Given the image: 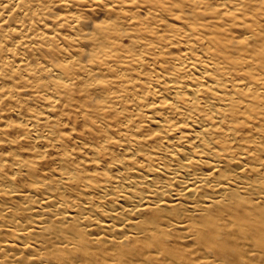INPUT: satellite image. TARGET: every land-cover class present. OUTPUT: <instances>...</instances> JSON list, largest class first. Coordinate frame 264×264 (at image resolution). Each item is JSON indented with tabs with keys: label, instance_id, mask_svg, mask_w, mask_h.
Instances as JSON below:
<instances>
[{
	"label": "bare ground",
	"instance_id": "obj_1",
	"mask_svg": "<svg viewBox=\"0 0 264 264\" xmlns=\"http://www.w3.org/2000/svg\"><path fill=\"white\" fill-rule=\"evenodd\" d=\"M210 1L107 0L176 24L122 59L108 20L69 35L101 37L90 58L106 51L96 61L132 66L100 102H70L92 73L76 58L22 52L13 64L18 49L0 44V264H264V0ZM27 2L1 0L0 25L21 9L18 41L38 45ZM42 74L58 81L51 90ZM8 75L32 88L38 109Z\"/></svg>",
	"mask_w": 264,
	"mask_h": 264
},
{
	"label": "rangeland",
	"instance_id": "obj_2",
	"mask_svg": "<svg viewBox=\"0 0 264 264\" xmlns=\"http://www.w3.org/2000/svg\"><path fill=\"white\" fill-rule=\"evenodd\" d=\"M1 1V0H0ZM212 1V0H211ZM210 1V6L215 7L216 3L214 1ZM234 1V0H233ZM232 1V2H233ZM258 1V0H256ZM77 3L71 4L69 7H62L57 3V0H28V4L30 3V8L27 9L25 20L28 25H30L29 31H34L39 33L35 39L39 43L38 45L35 43L32 46H28L27 44L19 43V36L21 35V31L19 32L16 28L18 27V23L20 22L19 18L22 15L21 9H13L11 12V17L4 22V24L0 25V44L5 47H16L19 51L18 54L15 55L13 59V64L15 63V59L21 57L23 52V56L26 55L27 59H35L36 61L42 60V53L52 55V58L65 62L69 58H76L81 64L86 67L91 68V76L88 79H82L81 77L75 82L74 88L71 90V93L74 92L75 89H79L74 93L73 97H71L70 102L74 104L79 102L78 99H88L93 102L101 101L103 94V90L111 91L117 88V85L114 81L116 79V73L120 67H127L128 64L121 63L120 59L124 58L125 54L129 52H140L142 51L141 41L148 39L150 37L154 38L155 34H161L165 31L163 30V24L165 28L170 27L171 25L176 24L173 16L166 15L161 19L160 17L154 16L151 17L145 8L134 7L128 4H124L123 6H117L114 8H110L106 5L107 0H99L98 2L92 3V7H88L87 3L92 2L89 0H79ZM35 3V4H34ZM40 3V4H38ZM37 6V7H36ZM36 7V8H35ZM35 8V9H34ZM37 9V10H36ZM123 11L124 17H119L117 15V10ZM240 11V10H238ZM70 12L79 15L81 22L75 23L73 27L70 26L68 22H64L65 24H59V18L63 13ZM4 10L0 9V19L4 17ZM130 18V19H129ZM104 20H108L114 24L115 32L110 38V44L116 48L117 53L120 55V59L109 61L108 65L101 64L96 61V59L101 58H109L106 55V51H98L99 56L94 59L90 58L89 53L92 48L96 46L98 41L102 39L101 37L95 39L94 43L89 39H81L79 42H70L69 35L73 34V32L78 31V33H89L92 34L95 32L96 27H94V23L103 24ZM143 22L144 24L148 23V29H141L138 31L136 28ZM8 25V26H7ZM13 27L15 30L7 31V27ZM260 28L263 29L264 32V19L263 15H261L260 19ZM56 31L59 37L53 39H47V35H50V31ZM145 30V31H144ZM110 31H113L111 29ZM169 35L171 34L169 31L165 32ZM91 35V34H90ZM172 37V35H170ZM86 37V35H85ZM171 39H167L165 41L166 44L169 45ZM249 44L254 43L252 39L249 40ZM16 44V45H15ZM15 45V46H14ZM27 45V46H26ZM26 47L27 49L24 50ZM175 47H167L166 49L173 51ZM107 50V48H105ZM144 50V49H143ZM174 53V52H173ZM1 56V55H0ZM48 57V55H47ZM90 60H87V59ZM92 59V60H91ZM7 68H9V64H5ZM75 68H78L81 71V67L79 68V64H74ZM132 66L127 67L130 69ZM152 66L146 65L144 71L151 69ZM38 74V72H37ZM43 79H47L49 87H47V91L51 90V87L55 86V83L58 81L54 80L52 75L42 74ZM14 81L16 85V91H18V97L23 100L25 106L29 108L38 107L41 105L39 101L31 98L32 88L23 87L21 81L18 80L17 77L7 76V82ZM46 91V90H45ZM72 96V94H71ZM78 96V97H77ZM68 98V97H66ZM77 98V99H73ZM82 101V100H80ZM71 104V105H74ZM58 107L63 108L64 110H68L72 106L68 104L65 100L62 101ZM68 108V109H67Z\"/></svg>",
	"mask_w": 264,
	"mask_h": 264
}]
</instances>
